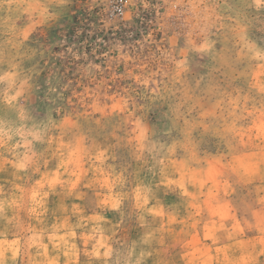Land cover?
<instances>
[{
    "label": "rangeland",
    "instance_id": "1",
    "mask_svg": "<svg viewBox=\"0 0 264 264\" xmlns=\"http://www.w3.org/2000/svg\"><path fill=\"white\" fill-rule=\"evenodd\" d=\"M0 264H264V0H0Z\"/></svg>",
    "mask_w": 264,
    "mask_h": 264
},
{
    "label": "built area",
    "instance_id": "2",
    "mask_svg": "<svg viewBox=\"0 0 264 264\" xmlns=\"http://www.w3.org/2000/svg\"><path fill=\"white\" fill-rule=\"evenodd\" d=\"M122 12H123V6L120 5L119 7L116 8V13L122 14Z\"/></svg>",
    "mask_w": 264,
    "mask_h": 264
}]
</instances>
